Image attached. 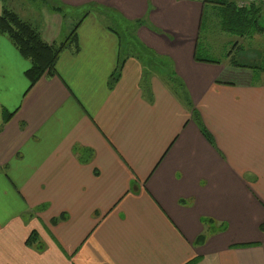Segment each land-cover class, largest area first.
<instances>
[{"label":"crops","instance_id":"1","mask_svg":"<svg viewBox=\"0 0 264 264\" xmlns=\"http://www.w3.org/2000/svg\"><path fill=\"white\" fill-rule=\"evenodd\" d=\"M48 1L0 0L49 44L79 25L31 87L0 32V264H264V70L228 67L258 51L222 29L224 58L197 60L206 0Z\"/></svg>","mask_w":264,"mask_h":264},{"label":"trees","instance_id":"2","mask_svg":"<svg viewBox=\"0 0 264 264\" xmlns=\"http://www.w3.org/2000/svg\"><path fill=\"white\" fill-rule=\"evenodd\" d=\"M5 1V0H3ZM206 2L215 4L218 6V14H220L222 29L239 34L242 37L249 33L260 32L263 30L260 20H259V8L250 4L247 6L240 7L235 0H206ZM79 25L74 29L72 34L67 38V40L60 45L49 44L44 41L39 33V31L28 21L24 20L21 15H19L15 10L7 7L5 4L3 6L2 13L0 15V32L1 34L7 36L11 42L18 49L20 54L27 60L30 61L31 66L25 72L26 77L30 81V87L35 85L46 74H53L56 69L55 65L57 59L62 49L71 45V43H77L76 30ZM202 50V42L199 44L196 59L205 60L203 56L199 55V51ZM230 62L233 66H249V64L239 63L236 57L230 53ZM214 61V60H211ZM262 65L254 64L257 71L264 70V57L260 61ZM121 64L117 70H119ZM260 69V70H259ZM120 73H116L112 80H116ZM182 97L188 106H191V100L186 91L182 92ZM193 114L195 115V120L197 121L201 131L206 136V138L215 145L214 138L212 134L208 131L204 125L196 109H193ZM9 118V115L4 114L5 121ZM205 222H211V219H204ZM264 230V224L261 226ZM36 234H33L28 239V243L34 240ZM206 239V234H201L198 236L196 243H203ZM194 260L188 262L187 264H192Z\"/></svg>","mask_w":264,"mask_h":264},{"label":"rangeland","instance_id":"3","mask_svg":"<svg viewBox=\"0 0 264 264\" xmlns=\"http://www.w3.org/2000/svg\"><path fill=\"white\" fill-rule=\"evenodd\" d=\"M14 2L17 3L18 5L21 4L22 7L25 10L29 9L31 7L35 8V6H40V4H43L44 6L51 5V3L48 0H14ZM33 10H35V9H33ZM33 10H31V11H33ZM206 11H207V13H206V16H205V21H206L207 25L205 24L204 29L211 30L212 29V25H213L214 26L213 33H214L215 37L212 40L206 39L205 37H203V43H202L203 50L199 51V55L203 56L204 58L206 57V58H210V59H213V60L223 59L224 58L223 51L225 50V46H226V44L224 42L229 41V40H233V39H231L232 35L229 34V33H225V34L222 33L223 31H222L221 23L219 22L220 18L218 16V10L215 11V13H214V10L212 8L211 9H207ZM70 12H72L71 15L68 14ZM68 13H66L67 17H68L67 22L68 23H73L74 24L73 27H74L79 22V20L84 16L85 11H83V10H80V11L79 10L78 11H74L73 10L72 11V10L69 9ZM114 25H116V22L114 23ZM233 38H234V42H233L232 49L234 51L235 50L234 49V44H235V42L237 40H239V37L238 36H234ZM244 38L246 39L244 41L246 46H250L251 48L256 49L258 51V56L254 57V56L250 55V57H249L248 55L244 56V54L242 53V54H239V55L236 56L237 61L239 63H244L246 65L247 64L250 65V64L255 63L254 62L255 59H257L258 60L257 64L260 63L259 65H262V62H260L262 59H260L259 54L264 51V45L261 47V44H263L262 42H264V36H262L261 34H255L251 38V40L248 39L249 38L248 36H244ZM247 43H249V44L247 45ZM208 44H212V47L214 49L213 52H212V49L211 50L208 49L209 51H207V50L205 51L204 50V46H207ZM219 47L222 49V54L221 55L216 53V52L220 51ZM244 49H246L244 51L247 52V53L254 52V50L250 49L249 47L244 48ZM228 67H232V65H230V63H228ZM258 72H261V71H258ZM240 79L246 81V77L245 76H243L242 78L240 76Z\"/></svg>","mask_w":264,"mask_h":264},{"label":"built area","instance_id":"4","mask_svg":"<svg viewBox=\"0 0 264 264\" xmlns=\"http://www.w3.org/2000/svg\"><path fill=\"white\" fill-rule=\"evenodd\" d=\"M250 2V0H238L237 4L240 7L247 6V4ZM261 3H264V0H260Z\"/></svg>","mask_w":264,"mask_h":264}]
</instances>
